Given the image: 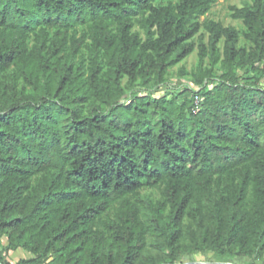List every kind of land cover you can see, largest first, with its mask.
I'll return each instance as SVG.
<instances>
[{
    "label": "trees",
    "instance_id": "trees-1",
    "mask_svg": "<svg viewBox=\"0 0 264 264\" xmlns=\"http://www.w3.org/2000/svg\"><path fill=\"white\" fill-rule=\"evenodd\" d=\"M216 1L0 0V264L264 254V0L249 46ZM197 45L190 97L148 93Z\"/></svg>",
    "mask_w": 264,
    "mask_h": 264
},
{
    "label": "rangeland",
    "instance_id": "rangeland-1",
    "mask_svg": "<svg viewBox=\"0 0 264 264\" xmlns=\"http://www.w3.org/2000/svg\"><path fill=\"white\" fill-rule=\"evenodd\" d=\"M246 0H217L211 10L200 17V20L203 21L205 18H211L215 20H221L224 24H233L235 25L240 31V40L239 45H246L249 46L250 42L245 39V37L242 34V30L245 28V25L241 19L233 18L231 15V10L229 6L231 4L236 5H243ZM138 28V26H136ZM82 32V27H79V35ZM201 32L204 33V40L208 41L209 33L206 31L204 27H202ZM143 34V32H142ZM33 42V39H31V43ZM199 40L197 37V44ZM223 42L220 43V46L222 47ZM85 49V48H83ZM199 48L198 45L196 46L195 50L189 54L185 59L178 62L177 64L170 67L168 71V84L162 85L158 89H154L148 93L153 94L154 96H161L165 93L169 95V97L175 96V94H179L181 100L187 97L191 96V91H187L186 89L189 88L191 85L193 86V83L191 81L192 79V71L198 70L199 66ZM86 50H84L85 52ZM205 64L208 63V57L205 60ZM215 73H219L218 65H216L214 69ZM126 80V79H124ZM258 80L261 85L264 86V74L258 75ZM145 91V90H144ZM141 193L144 195H148L153 199H157L161 195V187L158 185H149L144 187L141 190ZM116 208L112 210V213H114ZM186 227H187V234H186V241L191 242V233L194 230H197L198 225L194 222H192L189 218L186 219ZM5 244L7 243L4 241ZM147 251L152 254H165L167 255V252L165 249L159 248L156 244H154L153 237H149V244L147 247ZM31 254L28 253L26 250L22 248H18L14 251H10L8 258L12 261H17L23 257L30 256ZM227 258H230L232 262L238 263V264H264V254L263 255H253L248 257H240L235 255H228L223 254L221 252H214L209 249H204L202 251H192L185 255L182 260L188 261V260H203V261H217V260H226ZM181 261V260H180Z\"/></svg>",
    "mask_w": 264,
    "mask_h": 264
},
{
    "label": "water",
    "instance_id": "water-1",
    "mask_svg": "<svg viewBox=\"0 0 264 264\" xmlns=\"http://www.w3.org/2000/svg\"><path fill=\"white\" fill-rule=\"evenodd\" d=\"M173 264H238V263H233L231 261H225V260H217V261L188 260Z\"/></svg>",
    "mask_w": 264,
    "mask_h": 264
},
{
    "label": "bare ground",
    "instance_id": "bare-ground-1",
    "mask_svg": "<svg viewBox=\"0 0 264 264\" xmlns=\"http://www.w3.org/2000/svg\"><path fill=\"white\" fill-rule=\"evenodd\" d=\"M232 262V261H231ZM233 263H235V262H233Z\"/></svg>",
    "mask_w": 264,
    "mask_h": 264
}]
</instances>
